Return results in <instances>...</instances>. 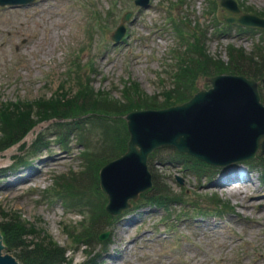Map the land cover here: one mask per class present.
<instances>
[{
	"label": "rangeland",
	"instance_id": "rangeland-1",
	"mask_svg": "<svg viewBox=\"0 0 264 264\" xmlns=\"http://www.w3.org/2000/svg\"><path fill=\"white\" fill-rule=\"evenodd\" d=\"M240 1L244 2V10L261 15L264 9V0ZM213 4L212 0H150L146 7H139L133 0H36L28 6L0 7V98H40L45 102L57 89V97L65 95L63 85L71 92L61 100L66 111L84 117L92 109L88 99L93 98V111L122 116L130 107H116L113 100L133 105L121 98L125 99L123 86H128L132 98L137 95L134 82L140 95L136 103L140 105L178 102L188 96L189 87L185 84L186 72H178L174 83L171 79L170 73L177 67L180 50L185 46L177 38L176 23L183 21L184 29L199 25L204 30L201 36L206 47L202 54H212L208 67L214 66V72L220 62L229 61L227 48L251 53L254 41L264 38L263 31L236 27L216 33L215 17L223 19L228 12L218 5V0ZM128 10L131 15L124 23V36L113 43L110 34ZM96 25L99 29L93 27ZM74 62L77 71L69 72ZM207 65L202 60L192 66L193 74L196 72L193 88L209 86L202 79L209 71ZM84 81L89 90L82 87ZM77 88L81 90L78 92ZM91 119L77 123L82 129L90 128ZM99 124L114 132L121 121L117 119L108 126ZM57 126L56 122L41 123L20 143L0 151V187L6 188L0 190V225L13 222L12 215L20 216L17 218L32 231L28 236L14 235L22 248L34 246L35 242L42 245L39 239L30 241L43 231L47 239L64 250L71 264H79L91 257L89 254L99 264H264V183L259 178L264 175L258 172L261 158L253 159L247 166L244 161L235 165L248 171L239 181L226 177V167L204 166L210 170L197 174L182 169L179 161L164 163L174 150L162 147L148 165L151 175L158 182L157 187L164 190L162 193L184 200L172 201L168 212L131 206L129 212L115 215L108 223L104 218L94 220L95 235L100 231L108 233L104 241H97L89 224L91 211L65 209L69 206L66 200L50 199L44 189L54 185L57 176L76 173L74 177L82 184L79 190L89 193V198L83 196L96 209L103 203L102 195L95 193L97 173L91 166L93 176L81 170L85 169L84 162L113 152H108V145L99 140L98 128L89 134L90 142L82 140L80 144L74 129L59 131ZM40 127L39 138L48 146L33 150ZM59 133L65 134L64 149L57 144ZM81 151L87 154L84 161L78 156ZM53 152L60 153L65 161L54 167L43 166L37 174L36 159L41 156L48 161ZM17 154L26 163L9 166ZM29 164L30 170L26 171ZM250 166L254 169H248ZM37 176L43 180L38 181ZM100 210L104 217L103 205ZM75 233L85 236L74 237V241L71 234ZM80 238L91 241L85 246L77 242Z\"/></svg>",
	"mask_w": 264,
	"mask_h": 264
},
{
	"label": "water",
	"instance_id": "water-1",
	"mask_svg": "<svg viewBox=\"0 0 264 264\" xmlns=\"http://www.w3.org/2000/svg\"><path fill=\"white\" fill-rule=\"evenodd\" d=\"M32 0H0V4ZM146 3L147 0H143ZM231 14L226 21L264 26V18L240 13L234 0H220ZM127 18L125 16L123 20ZM120 25L113 38H120ZM212 87L201 89L182 104L159 110L131 111L125 118L130 133L126 152L102 167L101 187L110 193L107 209L118 213L129 206L127 199L151 185L146 157L163 144L176 147L214 165L225 166L252 158L258 147L264 151V105L257 82L242 75L205 77ZM0 251L8 254L0 236ZM0 264H15L0 254Z\"/></svg>",
	"mask_w": 264,
	"mask_h": 264
},
{
	"label": "trees",
	"instance_id": "trees-1",
	"mask_svg": "<svg viewBox=\"0 0 264 264\" xmlns=\"http://www.w3.org/2000/svg\"><path fill=\"white\" fill-rule=\"evenodd\" d=\"M229 50V61L225 64L222 62L218 65V71L216 72H231V73H240L247 75L249 77H253L260 81V90H261V97L264 99V93H262L263 84H264V50H256L251 52L250 54H246L245 51L242 48H228ZM228 52V51H227ZM202 60H205L208 65L207 68H209V64L211 63L212 57L208 55H203L202 52L200 53V59L190 61L189 63L185 64L186 67L181 70L180 73H185V84H188L189 90L188 93L190 94L193 90V81L195 79V74H193L192 67L194 63H200ZM202 64V63H201ZM213 69V71H210ZM211 69L209 68V71L207 73L214 72L215 67L212 66ZM78 75V74H77ZM89 87L86 85V88ZM65 95L60 94L56 92L52 97L46 99V101H42L40 98L37 100H33L30 102H25L22 100H18L16 102H0V151L8 146H10L13 143H16L17 141L21 140L23 136L38 122L40 121H47L51 118H77L80 116H77V114H74L73 111H66L64 103L61 101L62 98L65 96H68L70 93L67 92L63 86ZM87 90H89L87 88ZM130 94V93H129ZM128 94V95H129ZM188 94V96H189ZM105 97H108L107 94H103ZM102 96L104 99L105 97ZM187 96V97H188ZM137 97L139 98L140 95L138 94ZM186 97V98H187ZM109 99V98H107ZM185 99V98H183ZM182 99V100H183ZM90 103L88 104L89 108H94L95 103L93 102V98L88 99ZM111 101V99H110ZM116 107L119 105L122 108L126 107H158L163 105H140L139 103H136L137 100L130 99L128 103H132L133 105H124L120 103L118 100L114 99ZM181 101V100H180ZM43 105L45 106V110H43ZM167 105V104H164ZM36 107L37 109H34L33 107ZM92 109L87 110V116L96 115L95 118L98 116L99 112H95ZM98 113V114H96ZM101 114V113H100ZM84 115V114H83ZM112 115V114H111ZM104 125L108 126L110 125L107 120H104L105 116H110V114H103L101 115ZM34 117V118H33ZM115 131V130H114ZM106 135L110 139V144L112 145V149L110 152H114L116 150H124L125 149V139H126V133L124 130V127H120L118 132L116 134L110 133L106 129ZM170 158H173L175 160H178L179 162H182L185 166L188 163V157L184 155L176 154L175 151H173L172 155H169ZM194 163H197L196 160L191 159ZM262 162L264 165V157L262 158ZM264 167V166H263ZM264 170V168H263ZM161 193L160 189L156 190L155 194H151L145 199L152 204H160L159 195ZM19 215H12L13 222H4L0 225L3 240L5 242V245L8 249H14L16 250L14 255L19 259V261L22 264H61L65 261L64 257V250L58 246L57 244L53 243V241H50L46 238L45 233L41 231V234L38 235V233L35 234V240H31L30 242H35L39 239V242L42 245H37V243H34V246H30L27 248L25 245L24 248L21 247L19 243V239L15 237L14 235L16 233H19L22 236H28L31 234L32 231L26 227V223H22L19 218H17ZM20 217V216H19ZM30 226V224H28ZM33 244V243H32ZM34 247V249H32ZM95 262V261H92Z\"/></svg>",
	"mask_w": 264,
	"mask_h": 264
},
{
	"label": "bare ground",
	"instance_id": "bare-ground-1",
	"mask_svg": "<svg viewBox=\"0 0 264 264\" xmlns=\"http://www.w3.org/2000/svg\"><path fill=\"white\" fill-rule=\"evenodd\" d=\"M68 156V155H67ZM66 156V157H67ZM65 157H63L60 153L58 152H53L52 153V156L47 160V158H42L41 156H39V158L36 159L35 161V167H36V173L38 174L40 172V170L42 169L43 166H48V167H54V166H57L58 164L60 163H63L65 161L64 159ZM38 167V168H37ZM42 175V174H40ZM34 174L31 175V177H33ZM30 177V178H31ZM221 176L217 179V182L219 183L221 181ZM36 179H38V181H41L43 180V177L42 176H37ZM232 179V177H231ZM2 180H4L3 183H5V177L2 178ZM230 184V183H229ZM17 183L15 184H12V186H16ZM5 186V185H4ZM1 189H6V188H3V187H0V190ZM260 257H262V255H260Z\"/></svg>",
	"mask_w": 264,
	"mask_h": 264
}]
</instances>
